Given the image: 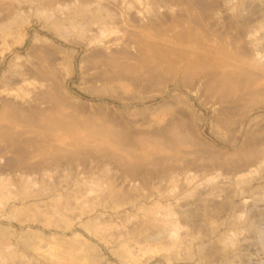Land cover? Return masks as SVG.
Returning a JSON list of instances; mask_svg holds the SVG:
<instances>
[{"label":"rangeland","instance_id":"1","mask_svg":"<svg viewBox=\"0 0 264 264\" xmlns=\"http://www.w3.org/2000/svg\"><path fill=\"white\" fill-rule=\"evenodd\" d=\"M0 216V264H264V0H0Z\"/></svg>","mask_w":264,"mask_h":264},{"label":"bare ground","instance_id":"2","mask_svg":"<svg viewBox=\"0 0 264 264\" xmlns=\"http://www.w3.org/2000/svg\"><path fill=\"white\" fill-rule=\"evenodd\" d=\"M39 7V6H38ZM42 8V7H41ZM1 217V216H0ZM167 227V226H166ZM165 230V227L164 228H161V229H158L157 233L158 235L162 234ZM166 232V231H165Z\"/></svg>","mask_w":264,"mask_h":264}]
</instances>
